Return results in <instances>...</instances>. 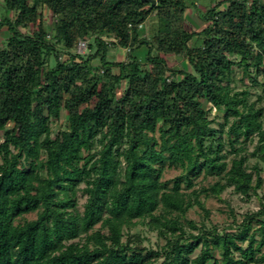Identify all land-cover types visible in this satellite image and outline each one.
I'll use <instances>...</instances> for the list:
<instances>
[{
	"label": "trees",
	"instance_id": "1",
	"mask_svg": "<svg viewBox=\"0 0 264 264\" xmlns=\"http://www.w3.org/2000/svg\"><path fill=\"white\" fill-rule=\"evenodd\" d=\"M201 1L3 0L0 264H264V203L240 221L231 210L222 228L186 218L209 215L202 195L250 198L264 184V106L235 86L237 71L251 85L264 76V0ZM115 45L124 59H108ZM168 169L180 172L163 179ZM200 177L214 181L196 187ZM139 223L164 243L143 246Z\"/></svg>",
	"mask_w": 264,
	"mask_h": 264
},
{
	"label": "rangeland",
	"instance_id": "2",
	"mask_svg": "<svg viewBox=\"0 0 264 264\" xmlns=\"http://www.w3.org/2000/svg\"><path fill=\"white\" fill-rule=\"evenodd\" d=\"M219 0H202L199 2L198 6L200 9L205 10V8L210 4L217 2ZM43 17L45 19L46 25L50 29L51 23H52V16L50 12L43 8ZM198 13L191 8H188L185 12V24L186 27L189 30H199L202 26V21L199 19ZM8 16H11V12H9L3 3V0H0V19L6 18ZM156 20V15H152L148 21L143 24L140 33L142 35H150L153 28L156 26L154 23ZM4 35H8V32L6 31ZM4 36L0 34V46L5 43ZM77 49L75 48L74 52L76 53ZM88 52V48L84 51L83 54H86ZM127 50L119 47V46H111L109 48L108 52V59L111 60H121L126 57ZM145 53L146 49L142 48L139 51L135 53L137 57L141 60H145ZM65 56V55H64ZM63 56V58H64ZM164 58L167 60L168 66L178 68V69H188V64L186 59L183 56H176V55H163ZM97 61V60H96ZM96 65L97 62H94ZM114 74H117L118 70H113ZM241 76L240 71H237L235 77V86L236 90H241L243 88H247L249 90V99L250 101L255 102L256 106H264V76L259 77L260 84L251 85V82H249L247 79L245 80V83H242L239 78ZM261 95V99L258 98V96ZM223 114L222 111L219 110H212L210 112V117H214V124L213 126L219 127V123H223L224 120L221 117ZM65 118H66V112L62 111L60 119L57 121H54L52 124V127L54 131H56L59 127H64L65 125ZM0 141H1V132H0ZM247 148L249 151L253 149V144H248ZM255 162L254 158L250 159L249 165H253ZM261 171L260 175L262 178H264V163L260 164ZM179 169H168L164 172L163 179H170L174 177L175 175L179 174ZM199 184L197 183L196 187H198L200 184L207 185L208 183H211L214 181V178H207L203 179L200 177L198 179ZM258 194L255 196H251L250 198L242 197L241 195L235 193L232 189V187L227 188L224 190L219 198L217 197H209L206 198L205 196H201V199L205 202L206 208L209 210V215L206 217L205 213L198 208L197 206L191 208L186 213V218L191 219L195 221L197 224H200L201 222H204L207 226L209 225H217L219 228H222L229 223L233 221V215L231 214V210L233 211V214L235 216V219L237 221H240L243 214L248 211H255L260 207L261 203H264V184L261 189H259ZM85 200V197L81 196V193L78 194V202L79 206L81 208L83 202ZM35 213L27 214L26 217L28 219L35 218ZM130 232H137L140 234L142 245L146 246L148 248H157L159 245L163 244L164 241L162 239H159L156 235L155 231H151L148 229V227L144 226L143 224H137L136 227L132 228ZM126 237H124L125 239Z\"/></svg>",
	"mask_w": 264,
	"mask_h": 264
},
{
	"label": "built area",
	"instance_id": "3",
	"mask_svg": "<svg viewBox=\"0 0 264 264\" xmlns=\"http://www.w3.org/2000/svg\"><path fill=\"white\" fill-rule=\"evenodd\" d=\"M142 24L139 25V28H142ZM88 48V39H80L76 45V53L83 54L84 51Z\"/></svg>",
	"mask_w": 264,
	"mask_h": 264
},
{
	"label": "crops",
	"instance_id": "4",
	"mask_svg": "<svg viewBox=\"0 0 264 264\" xmlns=\"http://www.w3.org/2000/svg\"><path fill=\"white\" fill-rule=\"evenodd\" d=\"M7 31V28H6V26H3L1 29H0V34H2L3 36H4V38H7V36L8 35H4V33ZM8 32V31H7ZM125 50V49H124ZM109 60H111V59H109ZM115 60V59H114ZM94 62H97V64L99 65V62L98 61H96V60H94L93 62H92V64H93V66H98V65H96Z\"/></svg>",
	"mask_w": 264,
	"mask_h": 264
},
{
	"label": "water",
	"instance_id": "5",
	"mask_svg": "<svg viewBox=\"0 0 264 264\" xmlns=\"http://www.w3.org/2000/svg\"><path fill=\"white\" fill-rule=\"evenodd\" d=\"M141 1L150 3V6H153L156 4V0H141Z\"/></svg>",
	"mask_w": 264,
	"mask_h": 264
}]
</instances>
